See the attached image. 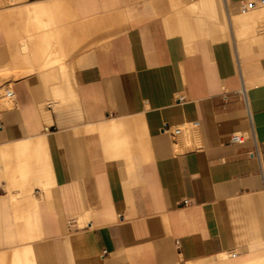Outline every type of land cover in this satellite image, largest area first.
Listing matches in <instances>:
<instances>
[{"label":"crops","instance_id":"crops-1","mask_svg":"<svg viewBox=\"0 0 264 264\" xmlns=\"http://www.w3.org/2000/svg\"><path fill=\"white\" fill-rule=\"evenodd\" d=\"M244 1L0 0V264H264V6Z\"/></svg>","mask_w":264,"mask_h":264},{"label":"built area","instance_id":"built-area-1","mask_svg":"<svg viewBox=\"0 0 264 264\" xmlns=\"http://www.w3.org/2000/svg\"><path fill=\"white\" fill-rule=\"evenodd\" d=\"M264 6V0H246L239 4V11L241 13L249 11L251 9H254L255 7H261ZM0 99L4 100L5 103H12L14 99V93L10 86H7L4 88L3 93L0 95ZM198 122L197 121H190V122H183L176 126H168L167 124H163L161 127V130L165 133H169L173 136H182L191 133L193 130L198 128ZM230 142L233 143H241L244 140V137L240 133H234L230 136ZM251 155H254L258 157V152L256 147L254 148ZM184 205L189 203L188 199H184L182 201ZM106 251L103 250L102 254H104Z\"/></svg>","mask_w":264,"mask_h":264},{"label":"rangeland","instance_id":"rangeland-1","mask_svg":"<svg viewBox=\"0 0 264 264\" xmlns=\"http://www.w3.org/2000/svg\"><path fill=\"white\" fill-rule=\"evenodd\" d=\"M197 16H200V15H195V17H197ZM188 19L187 18H185V17H178L177 18V20H176V22H178V23H184V22H186ZM201 36V35H200ZM3 91H4V88L0 91V95L3 93ZM3 102V103H2ZM0 103H1V105H7V103H5L4 102V100H1L0 101Z\"/></svg>","mask_w":264,"mask_h":264},{"label":"bare ground","instance_id":"bare-ground-1","mask_svg":"<svg viewBox=\"0 0 264 264\" xmlns=\"http://www.w3.org/2000/svg\"><path fill=\"white\" fill-rule=\"evenodd\" d=\"M2 1H3V0H2ZM201 1H202V0H201ZM38 21H39V19H38ZM244 25H245V24H244ZM244 25H243V26H244ZM243 34H245V32H244ZM52 60H53V59H52ZM48 63H49V62H48ZM50 63H51V62H50ZM50 63H49V64H50ZM57 64H58V63H57ZM53 65H54V64H53ZM46 66H47V65H46ZM46 66H45V67H46ZM62 66H63V64H62ZM64 67H65V66H64ZM46 68H49V66H47ZM62 68H63V67H62ZM62 68H61V70H62ZM44 69H45V68H44ZM64 69H65V68H64ZM48 70H49V69H48ZM66 72H67V71H66ZM60 73H61V72H60ZM62 73H63V72H62ZM60 75H61V74H60ZM50 78H51V77H50ZM9 83H10V81H9ZM0 90H1V89H0ZM2 103H3V102H2ZM0 104H1V103H0ZM6 106H7V105H6ZM9 107H10V106H9ZM11 108H12V107H11ZM125 136H126V135H125ZM125 145H126V144H125ZM258 263H259V262H258ZM259 264H260V263H259Z\"/></svg>","mask_w":264,"mask_h":264}]
</instances>
